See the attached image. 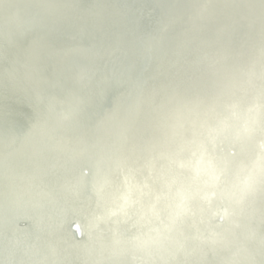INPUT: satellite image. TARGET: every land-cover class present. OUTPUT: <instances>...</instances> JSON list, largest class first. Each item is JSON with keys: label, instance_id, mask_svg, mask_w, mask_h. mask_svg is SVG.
<instances>
[{"label": "bare ground", "instance_id": "obj_1", "mask_svg": "<svg viewBox=\"0 0 264 264\" xmlns=\"http://www.w3.org/2000/svg\"><path fill=\"white\" fill-rule=\"evenodd\" d=\"M0 264H264V0H0Z\"/></svg>", "mask_w": 264, "mask_h": 264}, {"label": "water", "instance_id": "obj_2", "mask_svg": "<svg viewBox=\"0 0 264 264\" xmlns=\"http://www.w3.org/2000/svg\"><path fill=\"white\" fill-rule=\"evenodd\" d=\"M73 230H75V229H73ZM73 232L75 233L76 231H73ZM75 235H76L77 238H79V235L78 234L75 233Z\"/></svg>", "mask_w": 264, "mask_h": 264}]
</instances>
